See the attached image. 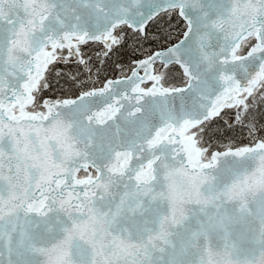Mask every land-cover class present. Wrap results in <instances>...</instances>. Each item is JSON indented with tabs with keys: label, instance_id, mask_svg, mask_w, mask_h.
Wrapping results in <instances>:
<instances>
[{
	"label": "snow or ice",
	"instance_id": "snow-or-ice-1",
	"mask_svg": "<svg viewBox=\"0 0 264 264\" xmlns=\"http://www.w3.org/2000/svg\"><path fill=\"white\" fill-rule=\"evenodd\" d=\"M0 264H264V0H0Z\"/></svg>",
	"mask_w": 264,
	"mask_h": 264
}]
</instances>
